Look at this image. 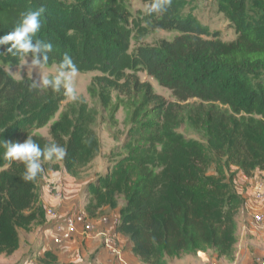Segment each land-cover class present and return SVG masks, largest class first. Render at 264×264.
Returning <instances> with one entry per match:
<instances>
[{"label":"trees","instance_id":"trees-1","mask_svg":"<svg viewBox=\"0 0 264 264\" xmlns=\"http://www.w3.org/2000/svg\"><path fill=\"white\" fill-rule=\"evenodd\" d=\"M191 1L171 0L166 11H146L136 17L122 0H0V37L14 30L22 12L43 7L42 26L32 40L33 45L37 40L41 43L35 54L43 63L71 71L62 67L67 54L76 71L100 73L93 79V94L96 86L124 95L138 93L150 105L149 112L129 129L134 142L127 153L88 188L93 200L86 205L90 218L119 208L115 232L131 240L133 253L145 264H169L209 250L216 252L218 260L235 257L236 216L245 199L236 189L231 168L237 167L247 177L264 171V121H243L245 116H264V0L221 1L238 34L229 43L197 20L189 8ZM250 2L261 11L257 19L247 17ZM155 30L180 34L132 49L133 39ZM45 44H51V49H44ZM11 47L12 42L0 44V58L18 60L21 54L17 49L8 52ZM140 69L169 89L175 101L142 81L137 74ZM56 93L0 70V256L20 249V229L47 222L39 194L47 174L74 173L77 157L72 160L73 152L81 153L82 160L87 155L88 129L79 116L63 115L51 126V140L28 135L34 125L47 124L64 101L65 95ZM99 96L104 97L102 92ZM191 100L198 101L197 112L188 117L213 146L215 173L208 172L209 145L179 132ZM217 104L232 113L218 118ZM27 138L41 149L52 143L66 149L60 160L41 157L42 171L32 181L23 179L25 165L6 158L2 146L3 141L22 143ZM155 142H165L177 156L174 167L162 170L158 188L148 166ZM53 161L63 166L50 164ZM120 194L125 199L122 207L117 200Z\"/></svg>","mask_w":264,"mask_h":264},{"label":"rangeland","instance_id":"rangeland-1","mask_svg":"<svg viewBox=\"0 0 264 264\" xmlns=\"http://www.w3.org/2000/svg\"><path fill=\"white\" fill-rule=\"evenodd\" d=\"M221 1L224 2V0H192L189 4V8L200 23L207 25L212 31L219 32V40L229 43L234 41L238 34L234 25L229 20L228 13L224 10ZM122 2L136 17L142 16L143 14L140 13H145L151 6L148 0H122ZM260 15L261 11L255 9L250 2L247 17L249 19H257ZM179 34L178 31L155 30L139 40L133 39L132 49L138 44L156 45L162 39L173 40ZM34 61H38L39 63H34ZM0 70L16 80L29 78L44 91H49L53 88L54 91L57 92L56 94L65 95L64 101L58 104V108L50 121L39 128L34 125L28 135H37L41 138L43 137L51 140V126L65 114L71 115L72 117L79 116L82 121L86 122L85 127L88 130L86 129L87 134L84 138L90 146L88 149H84V153H87V155L83 160L80 158L81 153L79 154L78 151V154L73 152L74 155L72 160H74V157H77V161L74 166V173L69 174L74 178L76 183H79V187L81 191H83V194L86 193L85 197L87 203L90 202V200L92 201L93 198H91L92 196L89 194L88 188L96 182L98 177L104 176L108 170L110 171L117 159L127 153L128 145L134 142L133 138L128 136L129 129L141 120L144 113L149 112L150 105L145 103L138 93L124 95L114 89L103 91L100 86H96L97 91L93 94L90 89L94 77L100 75L97 71L75 72L72 77L75 96V98H73L67 94V90L64 88L63 76H61L62 82L59 86H55L54 83H49L48 85L43 84L45 77L53 80V78L60 75L61 72L67 74L70 71H60L55 63L45 64L36 54L31 52L19 56L16 61L0 58ZM137 74L142 81L150 82L156 93L162 95L167 100L175 101L172 92L162 87L153 77H150L146 71L140 69L137 71ZM101 92L104 97H107L106 102L102 99L104 97L101 98L99 96ZM187 105L183 113L184 121L181 128H179V132L187 137L202 140L209 145L210 164L208 172L215 173L213 146L204 135L202 129L198 125L193 124L188 117V115H194L195 112H197L196 107L198 101L191 100ZM216 112L218 113V118L228 116L232 113L229 108L220 104L216 105ZM244 120H251L254 122L264 121V116H245L243 121ZM24 141L25 139L22 142ZM154 145V151L148 166L153 173V186L154 188H158L162 182V170L165 166L174 167L176 165L175 160L177 156L174 149L165 142H155ZM56 163L60 167L63 166L62 163L60 164V162L58 163L57 161H53L50 164L55 165ZM1 170L2 168H0V171ZM64 173V170H59L47 174L46 178L39 185V194L41 197L43 196L44 189H47V191L49 190L51 194L55 192L53 188L55 184L52 183L49 185L47 179L54 174H58L65 178ZM231 173H234L235 177L237 171ZM117 200L120 207L124 206L125 199L123 195L120 194L117 196ZM84 212L88 213L87 210ZM236 219L238 223L242 224L241 229H252L254 226L251 222L254 221L253 214L251 215L250 211L248 213L245 204L244 208H242L236 216ZM248 219H251V221H248ZM46 224L47 222L42 226V223L35 222L30 230L20 229V249L11 256L1 255L0 264H19L24 261V264H99L97 257H95V253H89L88 255L86 252H79V254L75 253V255H78V258L72 261L70 259L60 260L58 256L52 254L50 251H45L43 256H39V253L45 246L44 229L47 226ZM46 235L48 237L47 239L51 242L54 235L53 230H48ZM65 245L57 246L55 242L51 243V247L56 248V252L66 251L65 248L67 246L65 247ZM47 252H49V254H47ZM200 252L201 251L195 253L197 259H190V257L194 256L191 255L189 258L183 260L172 259L169 264H207V258L209 260L219 261L223 264H232V261L235 260V257L219 260L218 258H213V255L216 254L214 250L207 251L208 256H203ZM71 255L73 257V253H71ZM210 255H212V257Z\"/></svg>","mask_w":264,"mask_h":264},{"label":"crops","instance_id":"crops-1","mask_svg":"<svg viewBox=\"0 0 264 264\" xmlns=\"http://www.w3.org/2000/svg\"><path fill=\"white\" fill-rule=\"evenodd\" d=\"M64 171L65 178L59 176L58 174H54L52 177L47 179L49 185L52 183L59 185L63 191L62 198H56L53 193L51 194L49 190L47 191V189H44L42 201L45 204L46 209L53 207L62 213H66L68 211L84 212L87 205V199L85 197L86 193L83 194V191H81V188L79 187V183L75 182L69 172L66 170ZM231 171H237L233 181L238 193L245 199V208L248 213L249 211L251 215L255 212L264 213V200L263 202H259L254 199V189L252 187L254 180H260L264 183V171L258 170L257 173L255 172L253 177H247L237 167H232ZM109 215L111 217L110 222L103 224L102 227L99 226L98 230L89 237L83 236L82 234L76 235L71 242H68L65 245V247L67 246L65 248L66 251L61 252H56V248L51 247L53 240L50 242V240L47 239L48 237L46 232L48 230L52 231V229L46 224L47 226L44 229L45 246L39 253V256H43L45 251H50L52 254L58 256L60 260L70 259L72 261L78 258V255H75V253L79 254V252H86L87 255L89 253H95V257H97L99 264H145L133 253V244L131 240L127 236L115 232V227L119 217V208L111 210ZM248 221H251V219H248ZM251 222L252 225H254L252 229H241L242 224L239 223L238 252L234 261L239 264H251L256 256L264 254V227H258L253 223V221ZM106 234L112 235L117 241L120 249V255H114L109 252L104 243ZM71 253H73V257ZM200 253H202L203 256H208V252L201 251ZM190 256L191 255H186L179 260L187 259ZM210 256L212 257V255ZM213 258H218L217 254H214ZM190 259H197V256L194 255L190 257Z\"/></svg>","mask_w":264,"mask_h":264},{"label":"clouds","instance_id":"clouds-1","mask_svg":"<svg viewBox=\"0 0 264 264\" xmlns=\"http://www.w3.org/2000/svg\"><path fill=\"white\" fill-rule=\"evenodd\" d=\"M171 5V0H153L151 6L148 8V13L163 12ZM45 11L43 7L37 10H28L20 14V20L14 30L3 37H0V44L12 42V47L7 51L12 52V49H17L21 54H27L29 51L32 53L39 52L41 50V43L37 40V43L33 45L32 40L41 29V15ZM44 49H51V44L43 45ZM15 55V53H13ZM34 63H39L34 61ZM68 66L71 71L67 74L61 72L50 80L45 77L43 80L44 85L54 83L55 86L61 84V76L64 77V88L67 90V94L75 98L74 88L72 84V77L76 72V66L72 63L71 58L65 54L63 60V66ZM2 146L5 148V157L9 160H18L25 165V173L23 179L26 181L34 180L37 175L42 171L40 159L43 157L45 160L63 159L66 155V149L55 144L45 145L44 149L35 143L32 139L27 138L24 142H9L3 141Z\"/></svg>","mask_w":264,"mask_h":264},{"label":"built area","instance_id":"built-area-1","mask_svg":"<svg viewBox=\"0 0 264 264\" xmlns=\"http://www.w3.org/2000/svg\"><path fill=\"white\" fill-rule=\"evenodd\" d=\"M254 199L263 202L264 200V183L260 180H254ZM55 192L53 193L56 198H62L63 191L58 184L53 187ZM47 225L52 228L53 242L57 246H63L74 239L76 235L82 234L83 236H91L98 230V227H102L103 224L110 222V215H102L98 218H90L87 213L82 211H68L62 213L57 211L53 207L46 209ZM254 224L258 227H264V213L255 212L253 213ZM105 246L109 252L114 255H120V249L117 241L110 234L105 235L104 239ZM207 264H223L216 260H209L207 258ZM232 264H239L234 262ZM251 264H264V254L256 256Z\"/></svg>","mask_w":264,"mask_h":264}]
</instances>
